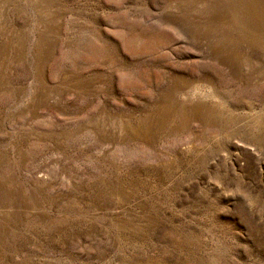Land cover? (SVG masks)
<instances>
[{
	"label": "rangeland",
	"instance_id": "374dc122",
	"mask_svg": "<svg viewBox=\"0 0 264 264\" xmlns=\"http://www.w3.org/2000/svg\"><path fill=\"white\" fill-rule=\"evenodd\" d=\"M0 264H264V0H0Z\"/></svg>",
	"mask_w": 264,
	"mask_h": 264
}]
</instances>
